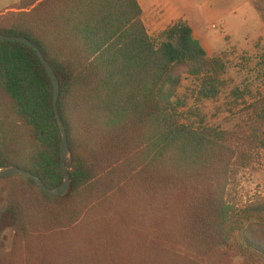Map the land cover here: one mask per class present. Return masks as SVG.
Wrapping results in <instances>:
<instances>
[{
	"label": "trees",
	"instance_id": "obj_1",
	"mask_svg": "<svg viewBox=\"0 0 264 264\" xmlns=\"http://www.w3.org/2000/svg\"><path fill=\"white\" fill-rule=\"evenodd\" d=\"M255 6L264 20V0H255ZM15 8L19 12L11 11ZM11 10L0 15V34L28 38L54 68L60 80L58 111L73 160L66 196L48 195L35 180L17 177L21 182L19 187L10 186L2 222L22 225L67 221L68 217H59L50 208L37 213L36 202L66 200L100 177L104 170L95 172V150L90 149V144L105 136L99 129H143L142 159H146L134 166L144 164L145 172L160 163L170 165L176 172L188 173L213 163L229 132L187 123L182 111L186 102L179 97V89L186 74L199 80L198 93L203 99L216 98L221 92L225 65L219 58L208 56L187 21L180 20L168 27L162 33L164 40L157 42L143 21L139 0H20ZM0 90L1 115L7 113L4 121L14 116V125L5 123L12 133L16 131L14 140L20 134L19 126L28 131L32 140L31 149L23 153H19V146L1 147L0 166L16 165L39 176L50 188L60 186L64 182L62 135L54 103V83L33 47L0 42ZM7 107L11 112H6ZM250 108L252 125L247 139L264 148V96L252 102ZM224 173V180L217 186L218 196L209 192L204 197L208 224L204 212H199L198 226L206 227L210 237L218 234L219 238L212 239L213 249L223 252L225 246L228 249L223 253L227 254L228 239L239 235L245 255L264 259V242L256 232L264 227V196L241 208L230 204L225 200L228 169ZM2 179L15 180L13 176ZM124 238L115 241L123 243ZM71 247H67L69 252L58 251L61 256L69 255L71 264L113 263ZM41 250L49 255L44 248ZM7 257L0 264H15ZM138 261L165 263L159 257H138Z\"/></svg>",
	"mask_w": 264,
	"mask_h": 264
},
{
	"label": "rangeland",
	"instance_id": "obj_2",
	"mask_svg": "<svg viewBox=\"0 0 264 264\" xmlns=\"http://www.w3.org/2000/svg\"><path fill=\"white\" fill-rule=\"evenodd\" d=\"M139 2L143 21L155 41H163L162 33L184 20L208 56L224 63L221 92L216 98L203 99L198 93L199 80L186 74L179 97L186 102L182 111L187 123L227 131L226 142L220 144L213 163L204 168L176 172L170 165L160 163L145 172L144 164L134 166L146 159H142L143 129L133 127L113 132L99 129L105 136L90 144V149L95 150V172L104 170L100 177L66 200L42 198L46 201L36 202L37 213L50 208L59 217L69 218L64 222L6 225L2 219L9 189L13 185L19 187L21 181L17 177L22 175L13 176L15 180L0 178V263L8 256L15 264H71L69 255L61 256L58 252H69L71 249L67 247L71 245L73 250L90 252L104 262L113 261L111 264H140L138 257L142 260L159 257L164 264L175 260L179 264H264V259L244 254L241 236L228 239L230 245L225 254L228 249L225 246L223 252L213 249L212 239L219 238L218 234L210 237L206 227L198 226L199 212H204L208 224L204 197L209 192L218 196L217 186L224 180L226 169L227 202L241 208L264 196V148L247 139L252 125L250 105L264 96V20L255 0ZM11 11L19 12L16 8ZM1 99L0 90V142L4 139L0 148L19 146V153H23L31 149V137L19 126L20 134L14 140L16 131L12 133L5 124L14 125V116L4 121L7 113L1 115ZM90 200L95 203L87 204ZM194 201L195 206H191ZM256 232L264 242V227ZM120 237H125L123 243L115 241ZM43 248L49 255H44Z\"/></svg>",
	"mask_w": 264,
	"mask_h": 264
},
{
	"label": "water",
	"instance_id": "obj_3",
	"mask_svg": "<svg viewBox=\"0 0 264 264\" xmlns=\"http://www.w3.org/2000/svg\"><path fill=\"white\" fill-rule=\"evenodd\" d=\"M0 42H18V43H24L31 47H33L41 57L45 68L47 69L49 75L52 78V81L54 83V103L55 108L57 112L58 117V123L61 130L62 135V143H61V165L64 173V182L60 186L50 188L48 187L45 182L37 175L33 174L32 172L22 169L16 165H10V166H0V178L8 177V176H18L22 175L25 177H28L30 179L35 180L39 186L48 194L51 196H58L62 197L67 195L69 192L70 186H71V174H70V164L73 160L72 151L69 145V139L67 131L63 125V121L61 119L60 113L58 111V99L60 96V80L50 64V62L44 57L41 50L28 38L21 37V36H14V35H2L0 34ZM69 161V163H68Z\"/></svg>",
	"mask_w": 264,
	"mask_h": 264
},
{
	"label": "crops",
	"instance_id": "obj_4",
	"mask_svg": "<svg viewBox=\"0 0 264 264\" xmlns=\"http://www.w3.org/2000/svg\"><path fill=\"white\" fill-rule=\"evenodd\" d=\"M19 2L20 0H0V15L11 10V7Z\"/></svg>",
	"mask_w": 264,
	"mask_h": 264
}]
</instances>
